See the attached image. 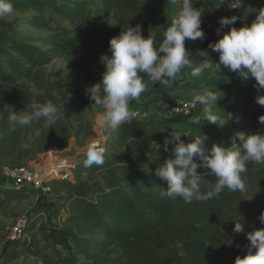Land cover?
Listing matches in <instances>:
<instances>
[{
	"label": "trees",
	"instance_id": "obj_1",
	"mask_svg": "<svg viewBox=\"0 0 264 264\" xmlns=\"http://www.w3.org/2000/svg\"><path fill=\"white\" fill-rule=\"evenodd\" d=\"M12 3L16 12L31 13L23 21L26 25L46 29L49 33L33 41L11 38L0 52V158L7 159L10 166L36 161L47 151L62 152L72 138L70 126L59 116L51 129L44 128L41 120L24 127L17 125L14 132L8 131V112L3 110L6 105L20 112L30 111L33 102L51 100L55 104L56 90L46 79L45 67L61 58L69 69L83 74V78L91 83L94 77L89 72L104 69L100 57L110 55L108 48L113 32L109 22L114 24L116 36L128 26L139 24L145 38L155 32L159 41L165 28L171 24V15L176 8L171 0H100L94 9H89L84 1L12 0ZM45 10H51L80 29L76 33L65 29L50 32L49 21L42 16ZM0 31L5 35L12 33L11 26L3 22H0ZM219 38L221 36L214 34L205 36L198 49L206 53L204 57L197 56V50L190 49L189 40H186L185 47L193 56L192 67L201 60L212 66L199 78L191 77V67H186L172 87L165 89L157 83L154 92L162 90L169 94L176 90L189 92L217 88L221 92L216 110L220 120L232 127L248 122L246 133H264V125L258 122V117L264 115V107L255 103V97L264 95V89L257 91L254 78L241 81L236 74L216 71L217 53L209 44ZM181 77L184 80L181 81ZM143 79L151 82L147 76ZM88 104L86 93L74 87L69 93L68 106L81 113ZM251 106L252 110L248 111ZM201 110L202 106L198 105L196 112ZM101 111L99 108L98 112ZM189 121V117L132 119L114 130L108 137L107 147L111 151L136 155L148 173L144 174L140 167L127 159L104 154L102 166L85 168L82 164L78 167L74 181L51 180L52 193L64 192L59 197L67 208L64 226L41 225L42 242L33 248L18 243L11 245L29 247L28 254L36 264H75L78 256L83 258V264H234L237 256L243 258L249 244L246 233L264 228V223L258 219L264 212V165H247L244 174L247 189H260L263 195L254 213L253 224L238 237L235 248L226 245L225 233L236 216L244 192L225 189L206 202L193 201L190 204L180 198L160 197L161 188L166 189L167 184L155 175V169L172 155L175 142L168 145L167 152L164 151V142L172 139L174 130L186 136L181 137L185 143L201 135L206 137V148L214 143L232 148L236 143L240 147L238 140L224 138L208 126L207 121L198 124ZM30 133H37L32 143L25 139ZM74 136H93L92 128L79 123ZM204 171L198 169L201 174ZM203 178L207 180L203 182L204 186L209 181L215 183V177L204 175ZM33 193L32 190L0 189V210L8 202L26 200ZM34 228L27 227V230ZM177 242L183 243V257L178 256L177 249L171 246ZM15 259L16 255L11 253L6 263Z\"/></svg>",
	"mask_w": 264,
	"mask_h": 264
},
{
	"label": "clouds",
	"instance_id": "obj_2",
	"mask_svg": "<svg viewBox=\"0 0 264 264\" xmlns=\"http://www.w3.org/2000/svg\"><path fill=\"white\" fill-rule=\"evenodd\" d=\"M171 3L178 6V10L175 11L171 24L163 31L162 40H157L155 32L149 33L145 38L139 24L128 26L118 36L110 39V55L100 57L105 69L102 79L88 87L86 93L95 102L94 105L102 110L99 113V124L105 132L117 130L137 116V112L130 110L129 105L132 101L138 102L146 91L144 76L148 77L153 86L158 83L163 88H170L186 67H191V77L199 78L212 66L201 60L192 67L193 56L185 47L186 40L205 39L201 27L203 13L194 7L192 0H171ZM233 3L241 6V0H233L231 4ZM14 11L12 0H0V18L9 16ZM238 19L241 18L232 16L219 19L217 35L221 36L223 33L222 37L209 44L218 53L219 62L214 65L219 70L223 67L235 73L241 81L254 78V87L260 91L264 89V7L255 14L250 25L244 23L240 28L233 27ZM246 19L244 17L245 21ZM225 28L228 31H223ZM196 55L204 57L206 53L197 50ZM220 93L217 88H203L194 93L191 103L201 105L202 114L189 123L198 124L203 118L208 123L220 124V117L216 112L221 100ZM255 103L264 107V95H257ZM29 107L30 111L20 112L10 105L3 108L8 112L6 120L9 133L14 132L17 125L24 127L33 121L43 120V127L48 129L56 125L58 108L51 100L44 103L33 102ZM258 122L264 125V115L258 117ZM182 136H185L182 132L174 130L172 139L164 142L165 152L170 143L175 142V146L172 155L155 169V175L167 184L166 189L161 188V198H180L190 204L193 201L206 202L225 189L230 192H245L247 182L244 174L247 172V165H264V133H236L234 138L240 142V147L235 143V148L215 143L206 148V137L197 135L191 142L185 143ZM86 147L84 167L102 166L105 163L104 147L95 143ZM201 168L205 170L203 174L198 172ZM204 175L215 177V183L209 181L204 186L203 182L207 181L203 178ZM258 219L264 223V212ZM233 230L235 233H243L244 224L235 223ZM246 239L249 242L246 254L243 258L237 256L234 264H264V228L247 232ZM171 246L177 249L178 256L185 255L182 242Z\"/></svg>",
	"mask_w": 264,
	"mask_h": 264
},
{
	"label": "rangeland",
	"instance_id": "obj_3",
	"mask_svg": "<svg viewBox=\"0 0 264 264\" xmlns=\"http://www.w3.org/2000/svg\"><path fill=\"white\" fill-rule=\"evenodd\" d=\"M70 2L84 1L88 8H96L99 5L100 0H66ZM194 7H198L195 0H192ZM241 8L235 11H225L219 8L218 6L211 5L209 11L216 14L219 17L231 18L232 16H238L241 19H238L237 22L232 25L233 27L240 28L244 23L250 25L255 19V14L258 13L259 9L264 7V0H241ZM178 10L176 6L171 19ZM28 14H20L16 11L9 16L0 18V22L6 23L11 26L12 33L5 35L0 31V52L4 51L7 42L9 39L14 38L18 40H36L43 37L49 32L43 28H32L26 25L23 21L26 17L30 16ZM42 16L49 21V31L55 32L59 30H68L72 33H76L80 27L77 25L70 24L68 21L63 20L56 16L51 10H45L42 13ZM246 17V21L244 20ZM205 20L202 19V23L205 24ZM210 22V24H212ZM112 32L113 37L116 36V30L112 22L108 23ZM213 25V24H212ZM209 30L212 34L217 33V29L220 27H214L209 25ZM214 30V31H213ZM223 31H228V28H225ZM223 34V33H221ZM195 43L191 42V47L195 49ZM218 55V53H217ZM105 69L102 70H91L89 73L94 77L93 82H88L83 78V74L75 72L68 68L65 62L61 59H55L50 65L44 68V73L47 81L55 88V105L58 108V116L65 121L72 130V138L69 141L68 147L62 152L53 153L56 161L67 160L68 162H77V166L72 170L70 176V181H74L76 178L75 170L84 164L85 152L87 151V145L90 143H95L100 147H104L105 153L107 155H117L123 159H127L133 162L136 166L140 167L144 174H147V169L142 165V162L138 159L136 155H128L122 152L111 151L107 147L108 137L111 136L113 131L105 132L99 124V107L95 106V102L90 99V95L86 93V89L96 83H99L102 79V74ZM219 72H224L222 69L218 70ZM234 74V73H232ZM181 81L184 80L183 77L180 78ZM146 91L141 95L140 100L132 101L129 105L130 110L137 112L135 119L147 120L155 119L160 120L163 118H168L167 111L169 107L179 100H192L193 94L200 91H183L176 90L174 93L166 94L162 90L154 92V86L151 82H145ZM74 87H78L82 92L86 93V98L89 100V104L86 105L81 113H77L72 110L69 104V93ZM167 89V88H165ZM199 105V104H198ZM253 106H251L248 111H251ZM202 110L198 113L195 112L191 117V120L197 115H201ZM200 122H204L201 118ZM79 123L87 124L92 128L93 136L83 138L82 136H74L75 131ZM221 124H211L207 125L214 128L218 133H220L224 138L233 141L235 140L234 136L239 132H247L249 129V123L243 122L238 126L232 127L227 124L224 120H219ZM37 136V133L27 134L25 139L28 143H32ZM50 151H47L38 157L36 161H30L23 163V165L31 166L35 163H41L43 166H48V161H46L47 154ZM7 159L0 158V168L3 166H10ZM2 179V178H1ZM50 192L41 193L34 192L26 200H12L6 204L4 208L0 210V264H36V260L28 254L31 249L29 247H20L15 248L14 245H11L6 240V229L19 218H26L28 221V227L34 226V229H30L29 238L31 248L34 245H37L42 242L43 236L40 233L41 225L47 226L50 223L55 224L59 227L64 226V221L67 216V208L63 206V202L59 200V197L64 195V192H58L57 194L52 193L51 184L49 183ZM1 190H11L8 187V184L0 183ZM263 191L260 189L249 188L246 189L243 195V200L240 203L235 218L231 222L230 228L226 230L225 233V243L231 248L236 247V242L238 237L242 233H235L234 226L235 223L242 222L244 224V230L250 227L254 222V213L258 207L260 200L262 198ZM35 210V213L31 217V212ZM15 248V249H14ZM14 253L16 259L7 262V257ZM84 260L82 257H76L75 264H83ZM225 264H230L226 262Z\"/></svg>",
	"mask_w": 264,
	"mask_h": 264
},
{
	"label": "built area",
	"instance_id": "obj_4",
	"mask_svg": "<svg viewBox=\"0 0 264 264\" xmlns=\"http://www.w3.org/2000/svg\"><path fill=\"white\" fill-rule=\"evenodd\" d=\"M233 0H216L218 6L235 11L241 8ZM236 7V9H233ZM198 104L193 105L191 100H179L171 105L167 111L168 117L188 118L197 110ZM178 109V110H176ZM135 118V117H134ZM49 152L46 157L48 166L35 163L31 166H3L0 168V178L13 191L32 190L43 194L50 192L49 183L54 179H70L72 170L76 167L67 160L56 161ZM28 221L26 218L16 219L5 232L8 243H18L22 246L30 245Z\"/></svg>",
	"mask_w": 264,
	"mask_h": 264
},
{
	"label": "crops",
	"instance_id": "obj_5",
	"mask_svg": "<svg viewBox=\"0 0 264 264\" xmlns=\"http://www.w3.org/2000/svg\"><path fill=\"white\" fill-rule=\"evenodd\" d=\"M195 2L197 3L198 7L200 8V11L203 13V15H202V19L206 21L205 24L202 23V25H201V27H202V29H203V31H204V33H205V36H207V35H212V32H211V30H209L208 27H209V25H210L211 27H212V26H214V27H216V26H217V27H220L218 21H219V19H220L221 17H219V16H217L216 14L210 12V11H209V8L211 7V5L218 6V4L216 3L215 0H195ZM218 7L221 8L222 10H225V11H229V12H231V10H228V9L222 8V7H220V6H218ZM212 21H213V23H212L213 25L210 24V22H212ZM213 31H214V30H213ZM213 34H214V33H213ZM214 35H217V33L215 32ZM221 37H222V34H221ZM191 42H192V41L189 40V46H190V49H192V50H198V49L201 47L203 41H201V40H199V39H197L196 41H193V43H195V44H194V46L196 47L195 49H193V48L191 47ZM218 62H219V60H218V55H217V63H218ZM223 69L225 70L224 72H229L227 69H225V68H223ZM218 70H219V69L216 68V71H218ZM230 73H232V72H230ZM234 74H235V73H234ZM0 183H3L1 178H0Z\"/></svg>",
	"mask_w": 264,
	"mask_h": 264
},
{
	"label": "water",
	"instance_id": "obj_6",
	"mask_svg": "<svg viewBox=\"0 0 264 264\" xmlns=\"http://www.w3.org/2000/svg\"><path fill=\"white\" fill-rule=\"evenodd\" d=\"M73 166H77V162H73ZM35 213V210H33L32 212H31V215H33Z\"/></svg>",
	"mask_w": 264,
	"mask_h": 264
}]
</instances>
